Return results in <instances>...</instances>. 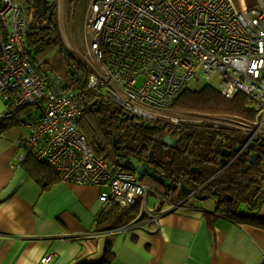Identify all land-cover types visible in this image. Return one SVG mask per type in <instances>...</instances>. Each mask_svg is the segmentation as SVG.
<instances>
[{
    "label": "built area",
    "instance_id": "2783aa9c",
    "mask_svg": "<svg viewBox=\"0 0 264 264\" xmlns=\"http://www.w3.org/2000/svg\"><path fill=\"white\" fill-rule=\"evenodd\" d=\"M30 22L25 0H0V97L5 104L0 119L29 108L23 124L27 133L14 160L32 159L63 183L97 186L105 204L138 203L146 219L139 216L128 227H158L161 215L200 194L249 145L255 143L252 154L264 145L263 0H90L83 22L88 52L82 58L88 77L78 89L35 62L28 44ZM205 85L226 99L243 95L250 118L172 108L184 91ZM89 96L135 120L194 126L222 133V140L234 136L240 150L183 200L153 210L147 198L155 191L143 176L123 170L119 160L96 156L80 129ZM51 260L47 255L40 262Z\"/></svg>",
    "mask_w": 264,
    "mask_h": 264
},
{
    "label": "crops",
    "instance_id": "0c3cea01",
    "mask_svg": "<svg viewBox=\"0 0 264 264\" xmlns=\"http://www.w3.org/2000/svg\"><path fill=\"white\" fill-rule=\"evenodd\" d=\"M4 111L0 97V118ZM2 122L0 264H42L47 255H52L48 264H74L79 258L98 264L107 250L111 264H258L264 257V226L237 223L217 209L216 199L206 203L209 197L171 208L158 227H128L142 214L146 219L140 211L126 225L100 229L99 215L112 206L99 200L100 189L28 171V164L14 160L25 127L2 128ZM175 203L167 201L161 209Z\"/></svg>",
    "mask_w": 264,
    "mask_h": 264
},
{
    "label": "trees",
    "instance_id": "16d2710c",
    "mask_svg": "<svg viewBox=\"0 0 264 264\" xmlns=\"http://www.w3.org/2000/svg\"><path fill=\"white\" fill-rule=\"evenodd\" d=\"M56 1L45 15H37L31 11L30 32L28 44L33 51L35 62L42 61L47 69L61 76L70 89H78L85 85L88 70L82 61L72 53L63 43L56 14ZM30 10V8H29ZM95 102L91 96L87 98L88 109L79 123V127L88 139L96 156L107 161H116V156L105 153L108 143H112L117 122L130 120L129 116L108 101H96L100 103L97 109L90 107ZM106 110H103L105 107ZM104 107V108H103ZM172 108L182 111L197 113H209L217 115L237 116L250 118V111L246 107V99L238 95L233 99L224 98L212 85L189 88L175 101ZM29 108L17 112L11 118L3 120L1 127L11 125H23L29 115ZM115 114H118L117 118ZM117 119L115 122L114 120ZM168 126V125H166ZM183 139L185 147L177 149L162 144L164 134H157L154 142L141 140V133L135 138L137 145L134 150L139 154L136 157L142 161L152 153V163L160 166L168 178H173L174 184H181L185 189H197L212 178L221 169V161L231 156L234 148L239 146L240 141L231 135L222 140V133L198 129L194 126L173 127L170 126ZM150 147L143 148V143ZM142 149V150H141ZM228 153L226 157L225 154ZM257 153V152H256ZM250 154H242L229 168L212 180L205 188L204 193L210 198L217 200V209L222 211L228 218L237 223L257 224L264 226V218L260 217L264 210V159H258L257 165L250 164ZM255 154V153H254ZM127 155H130L129 153ZM28 164V171L39 173L43 178L56 179L54 173L47 167L28 159L23 163ZM194 169V170H193ZM157 174L162 176L161 172ZM176 178V179H174ZM179 179V180H178ZM143 182L149 184L159 195L160 202L163 199L170 202H179L186 195L165 187L159 181L143 176ZM243 205L251 214L239 211ZM140 205L133 207L121 206L112 203L109 211L99 215L97 226L102 230H109L126 225L139 214ZM143 218V214L141 216ZM113 254L107 250L104 258L98 264H111ZM74 264H90L82 258Z\"/></svg>",
    "mask_w": 264,
    "mask_h": 264
},
{
    "label": "flooded vegetation",
    "instance_id": "af4514ba",
    "mask_svg": "<svg viewBox=\"0 0 264 264\" xmlns=\"http://www.w3.org/2000/svg\"><path fill=\"white\" fill-rule=\"evenodd\" d=\"M25 1L28 4V7L30 8V10L34 14H37V15H42V14L45 15L47 12L50 11L52 4H53V0H40V2H38L39 4L36 7H33L34 0H25ZM103 110H106V107ZM115 116L117 118L118 114H115ZM116 120L117 119H115L114 121L117 122ZM147 124L148 126L153 125L155 128L153 130L145 129L144 126ZM139 133H141V135H139ZM160 133L164 134V136L171 134L175 139L178 140L179 147H185V143L183 139L178 138L179 135L176 133L175 130H173L169 126L161 125L159 123H146V122L134 119L133 121L126 120L123 123L117 122V128L114 133L113 141L111 144L108 143V145L106 146V149L104 150H105V153H110L111 155L116 156V159L119 161H123L122 159L118 158L120 154L127 155L129 153L130 155H127V157H130L134 162L139 163L140 160L136 157L139 154L135 151L136 149L135 150L133 149L134 146L137 145L135 138L139 135L141 140L146 139L147 142L151 143V142H154V139L156 138L157 134H160ZM143 148L149 149L150 147H148L146 145V142H144ZM253 152H257L261 155L259 159H262V158L264 159V145L262 147L254 148ZM147 154L148 156L145 159H143L141 162L148 163L150 167L155 168L156 172H161L162 177L171 180L172 184H174V182L172 181L173 178L172 179L168 178L166 174L164 173V171L160 168V166H157L156 164L152 163L151 158L153 154L152 153H147ZM177 185L179 187L181 186L180 183L179 184L177 183ZM178 191L179 190H177V192ZM204 196L207 197V194L204 193V189H203L200 192V194L196 195L193 198V200L203 198Z\"/></svg>",
    "mask_w": 264,
    "mask_h": 264
},
{
    "label": "rangeland",
    "instance_id": "374dc122",
    "mask_svg": "<svg viewBox=\"0 0 264 264\" xmlns=\"http://www.w3.org/2000/svg\"><path fill=\"white\" fill-rule=\"evenodd\" d=\"M55 1H56V6L54 12L56 14L63 43L84 64V60H82V58L86 57L88 51H87L86 40L83 32V22L90 0H55ZM261 177H264V168L262 169ZM212 199L214 198L210 197L208 198V200H205V202L206 201L209 202ZM160 201L161 200L159 198V195H157L156 192L150 193L147 198V207L153 209L154 207H156L158 208L157 210H159L164 204L161 203ZM244 210H246V207L241 205L239 211L243 212ZM140 211H142V206L139 208V213ZM151 226L155 227L156 225L152 224Z\"/></svg>",
    "mask_w": 264,
    "mask_h": 264
},
{
    "label": "water",
    "instance_id": "95a60500",
    "mask_svg": "<svg viewBox=\"0 0 264 264\" xmlns=\"http://www.w3.org/2000/svg\"><path fill=\"white\" fill-rule=\"evenodd\" d=\"M38 2H40V0H34L33 7H36L39 4ZM92 106H95L98 109L100 107V103L94 102L92 105H90V107H92ZM129 119L131 121H133L134 116L130 115ZM144 128L149 129V130H153L155 127L153 125L148 126V124H147L144 126ZM161 142H162V144L169 146L171 148H174V149H177L179 147L178 140L175 139L171 134L164 136L162 138ZM259 144L262 145L261 143H259ZM254 145H255V143H252L251 145H249L248 150H246L244 153L250 154ZM239 150H240L239 146L234 148V151H239ZM225 156L227 157L228 153H226ZM260 157H261V155L259 153L251 154L250 155V164L253 166H256L258 159ZM118 158L123 160V161H121L120 165H121V168L125 171L134 172V173H137V174L142 175V176H147V177L153 178V179L159 181L160 183H162V185H164L165 187H169V188L173 189L174 191L179 190L178 192L181 191L185 195H188L191 193V189H185L183 185H181L179 187L177 184H172L171 180L164 178L161 175L157 174L155 168L150 167L148 163H142L141 161L139 163H136L132 159H129V157H127V155H125V154H120L118 156ZM225 162H226V158L221 161V164L224 165ZM205 198H206V196H204L203 198H200V199H205Z\"/></svg>",
    "mask_w": 264,
    "mask_h": 264
}]
</instances>
